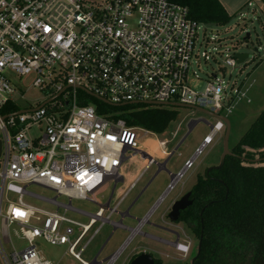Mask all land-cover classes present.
<instances>
[{
    "label": "built area",
    "instance_id": "obj_1",
    "mask_svg": "<svg viewBox=\"0 0 264 264\" xmlns=\"http://www.w3.org/2000/svg\"><path fill=\"white\" fill-rule=\"evenodd\" d=\"M205 25L190 18L187 7L168 0H0V264H51L36 250V238L68 245V254L79 264H93L98 255L87 262L80 257L84 247L75 252L91 228L99 222L126 229L123 216L119 222L104 217L107 209L116 212L109 205H98L94 214L71 205L72 200L94 203L89 197L108 183L122 182L123 162L140 153L138 127L127 126L120 113L99 114L93 105L83 104L79 91L110 106L186 107L223 118L243 100L250 103L244 79H224L227 67L241 64L217 34L206 35ZM199 59L216 62L221 75L209 74L211 82L203 92L187 84L190 74L197 78L192 67ZM8 73L34 75L31 85L52 95L20 109V93ZM12 107L17 110L12 112ZM214 119L165 195L225 129L222 120ZM33 128L37 135H31ZM180 130L178 124L169 139L148 130L144 134L154 138L165 161L184 140L168 148ZM142 156L145 168L163 162ZM30 185L52 196L28 192ZM131 188L133 184L127 192ZM7 194L14 195L15 202ZM26 196L49 208L26 203ZM69 212L87 217V224L67 217ZM146 220L130 231L137 232ZM13 226L27 246L7 252Z\"/></svg>",
    "mask_w": 264,
    "mask_h": 264
},
{
    "label": "rangeland",
    "instance_id": "obj_2",
    "mask_svg": "<svg viewBox=\"0 0 264 264\" xmlns=\"http://www.w3.org/2000/svg\"><path fill=\"white\" fill-rule=\"evenodd\" d=\"M240 13L244 14L242 18L239 17ZM204 28L206 35L217 34L222 39L230 49L229 55H248L244 64L236 68L227 67L224 75L225 80H227L229 75H231L230 80L236 77L240 80L244 79V85L248 89L247 98L250 101L247 104L243 100L235 106L231 114H227V119L230 122L229 149H231L237 144L240 137L254 122L256 117L264 110V15L254 3L251 8L246 6L236 13L227 24L222 26L207 24ZM247 34H249V38L245 39ZM255 49H258V51L255 52ZM216 59L220 62V65L223 64L220 61L222 59L221 56H217ZM192 69L196 72L197 78L190 74L187 84L197 92L204 91L210 81L208 78L209 74L217 73L221 77L217 72L218 64L214 61L205 62L203 59H199L198 65H193ZM8 78L20 93L17 100V105L20 109L37 106L52 95L44 93L31 85L34 75L20 76L15 73H8ZM162 109L175 111L176 118L162 136L158 135L159 139H169L170 133L178 124H181L177 139L168 148L170 149L177 141H181L185 137L184 140L167 161L166 170L158 172L157 165L144 169L142 166L144 161L142 153L152 155L156 161L160 160L161 162L163 160L159 158L160 154L154 138L151 135L144 134V128L138 127L136 133L140 153L123 162L119 171L123 181L115 185L109 202V209H114L116 212L110 214L107 209L104 213V217H109L111 222H119L121 214L128 210V216L122 219V224L126 229H114L110 224L101 225L99 222L96 223L75 250L76 253H79L80 248L84 247L83 252L80 253L81 259L91 262L98 255L96 262L99 264H129L130 259L135 255L149 253L155 257V251H157L160 252L159 255L163 264H182L187 259L189 260V258L185 257L184 251L179 253L174 250L162 249V244L152 237L171 239L170 235L161 230V228L169 226L166 216L167 211L173 201L179 199L186 191L190 190L197 175H204L209 167L219 164L223 153L225 129L216 135L211 144L193 159L192 165L185 170L173 189L165 195L171 182L170 176L176 175L184 169L185 162L194 156L204 138L209 134V126L201 121L187 134L188 122L191 120H204L212 125L215 119L192 108L166 106ZM221 114L226 115L224 111ZM30 133L34 136L38 132L33 128ZM260 162L261 160H255L253 164L255 166L264 165ZM132 184L133 188L127 192ZM113 186V183H108L96 195L89 197L95 204L90 201L72 200L71 205L78 210L94 214L98 209V205H105L108 202ZM26 190L43 197L52 196L49 191L34 185L28 186ZM126 192L124 200L120 203L121 196ZM14 197L11 194L6 195V198L11 202H15ZM60 200L64 201V199ZM24 201L34 206L49 208L42 202L27 196L24 197ZM4 203L6 204V201ZM5 204L2 208L3 211ZM66 216L84 224L88 222L87 217L74 213L69 212ZM144 218H147L145 224L138 228L137 232H131L130 229H136L139 220ZM182 227V224H178L174 225L173 228L178 232H182ZM14 230H17L15 226L9 230L10 243L5 245L7 252L12 247L20 251L27 246L25 240L15 236ZM185 235L187 237L186 240L189 241V235ZM192 243L195 250L199 243L197 236H195V241ZM34 245L40 255L51 262V264H79L68 254V245H51L42 238H36Z\"/></svg>",
    "mask_w": 264,
    "mask_h": 264
},
{
    "label": "trees",
    "instance_id": "obj_3",
    "mask_svg": "<svg viewBox=\"0 0 264 264\" xmlns=\"http://www.w3.org/2000/svg\"><path fill=\"white\" fill-rule=\"evenodd\" d=\"M168 1L187 7L190 18L203 24L222 26L233 17L218 0ZM79 96L99 114L120 113L127 126L160 136L176 118L175 111L162 108L110 106L82 91ZM230 152L221 168L197 175L191 188L193 204L180 213L179 221L200 242L192 264H264V165L253 164H264V110Z\"/></svg>",
    "mask_w": 264,
    "mask_h": 264
},
{
    "label": "water",
    "instance_id": "obj_4",
    "mask_svg": "<svg viewBox=\"0 0 264 264\" xmlns=\"http://www.w3.org/2000/svg\"><path fill=\"white\" fill-rule=\"evenodd\" d=\"M249 38V34L246 35V38L245 39H248ZM255 52L258 51V49H255L254 50ZM235 58L237 59V63L238 64H244L245 61L247 60L248 58V55L247 54H235ZM89 94V93H88ZM90 96L94 97L95 99L105 103V104H108L105 100H102L101 98L95 96V95H92V94H89ZM193 109V108H192ZM195 111L199 112V113H202L204 115H207V116H210V117H213V118H216V119H220L222 120L224 123H225V132H224V136H223V153L221 155V158H220V161H219V164L217 166H212V167H209L206 171V173L212 171V170H216V169H219L223 166V163H224V159L226 156H230L231 155V152H230V149H229V135H230V122L227 118H223V117H220V116H216V115H212L210 113H207L203 110H200V109H194ZM201 122L205 123L206 125H208V123L204 120H200ZM199 121H192L191 123H189L188 125V132L187 134L192 130V128L198 123ZM209 126V125H208ZM185 138V137H184ZM169 160L166 159L164 162L160 163L158 165V172L161 171V170H166V163L167 161ZM175 175H171V180L173 179ZM221 183V182H220ZM115 185L116 183L114 184L112 190H111V193H110V197H109V200L108 202L106 203V207H108L109 205V202H110V199H111V196L114 192V188H115ZM191 193H187L186 195H184L180 200L176 201L173 205H172V208H171V212L169 213L168 217H169V220L170 222L174 223V222H177L178 220V217H179V214L180 212L186 210L189 206H191L192 204V201L189 199ZM126 217L128 216V211L124 212L121 214V217ZM199 249H200V242L198 244V252H199ZM93 264H99L97 263L95 260L93 261ZM130 264H154V259L152 258L151 255L149 254H146V253H141L139 254L138 256H136L131 262Z\"/></svg>",
    "mask_w": 264,
    "mask_h": 264
},
{
    "label": "flooded vegetation",
    "instance_id": "obj_5",
    "mask_svg": "<svg viewBox=\"0 0 264 264\" xmlns=\"http://www.w3.org/2000/svg\"><path fill=\"white\" fill-rule=\"evenodd\" d=\"M192 186H191V188H192ZM191 188H190V190L186 191L179 199H176L175 201H173L172 204L170 205L168 211H167V215L166 216H167V221H168V225L169 226L168 227L161 228V230L163 232L167 233L168 235H170L171 236V239L157 238V237H154V236L152 237L151 236L158 243L162 244V249L174 250V251L179 252V253L184 251L185 252V257L186 258H189V260L187 259L186 262H184L182 264H192L193 263L195 257L198 254V244L199 243L197 244V248L194 250V245H193L192 242L195 241V234L192 232V230L190 229V227L185 222L179 221V217H178L177 222H174V223L170 222L168 215L171 212L172 205L176 201L180 200L184 195H186L189 192L191 193L189 199L192 201V204H193V198H192ZM179 216H180V214H179ZM178 224H182V226H183L182 227L183 230H181L182 232H178L176 229L173 228L174 225H178ZM185 234H188L189 235V238H190V239H188L189 241L186 240L187 237H186ZM155 253H156V256L155 257H154V255H151L149 253H146V254H149V255L152 256V258L154 259V264L155 263L163 264L162 258L159 255L160 252L155 251ZM138 255L133 256L130 259L129 264Z\"/></svg>",
    "mask_w": 264,
    "mask_h": 264
},
{
    "label": "crops",
    "instance_id": "obj_6",
    "mask_svg": "<svg viewBox=\"0 0 264 264\" xmlns=\"http://www.w3.org/2000/svg\"><path fill=\"white\" fill-rule=\"evenodd\" d=\"M218 1L225 9V11L231 16H234L236 13L240 12L244 7L248 5V3L251 4V7L255 3L258 9L260 10V12L264 15V0H218ZM142 166L144 167V163L142 164ZM144 169L147 168L144 167Z\"/></svg>",
    "mask_w": 264,
    "mask_h": 264
}]
</instances>
